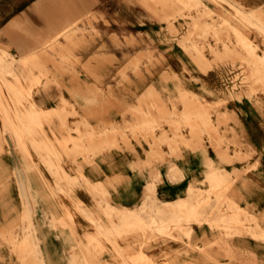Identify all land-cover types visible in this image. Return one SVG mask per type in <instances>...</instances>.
<instances>
[{
    "label": "crops",
    "instance_id": "obj_1",
    "mask_svg": "<svg viewBox=\"0 0 264 264\" xmlns=\"http://www.w3.org/2000/svg\"><path fill=\"white\" fill-rule=\"evenodd\" d=\"M162 26L145 16L136 0H0V50L10 53L14 58L39 54L37 58L43 56L48 59L46 66L53 68V63L58 61L56 53L68 51L80 63H90V57L96 55L98 61L95 67L108 69L121 63L123 53L153 50L155 47L161 50L164 57L162 69L180 72L184 66L189 74L199 78L187 80L188 75H184V80H66L64 87L59 89L53 84L43 88L32 87L29 99L35 104L32 102L34 109L31 111L60 104V95L71 104L72 108L68 111L75 114L67 115L64 121L71 130H65L63 134L72 137L95 132L109 125L123 127L131 122L134 118L122 112V107L135 104V97L150 86L156 90L161 88L159 90L162 92V88L171 91L174 84H180L184 89L202 94L209 101L214 100L211 94L203 92L204 88H215L214 80H207L206 74L196 71L178 46L164 40L167 35L161 29ZM67 29H70L73 45H69L60 35ZM124 37H133L135 44L139 45L121 48L120 44H115L116 39L120 41ZM52 40H55L52 48L46 47ZM40 53L45 55L40 56ZM105 54H112V66L103 61ZM20 84L24 86L22 81ZM2 94L5 96L3 88ZM91 97L98 101V105L84 107V100ZM104 99L112 103L111 108L104 110ZM5 100L9 104L6 96ZM262 105H254L246 97L226 102L231 118L229 126L243 138L248 147L256 150L248 159L251 162L256 160V167L240 177L235 185L238 191L236 196L240 197L242 205L254 206L259 211L260 183L264 182V103ZM74 125L80 132L78 135L73 130ZM27 126L30 130H27L26 135V131H21L20 143L10 135V130L3 128L0 121V234L17 247L13 250V246L5 245L0 240V264H30L29 260L32 259L35 261L32 264H85L83 261L96 260L89 258L86 245V237L94 233L96 228L84 214L99 213L100 207L107 208L108 212L114 214L111 225L117 228L121 224V208L141 214L140 209L145 206V212L150 214L153 221H163L155 213L168 209L179 211L177 202L186 197L187 186L201 178L207 160H216L208 146L196 149L181 146L176 155L165 154L160 162L148 164L149 148L143 140L137 142L129 139L126 144H113L110 136L84 139L85 147L94 149L87 161L82 160L81 156L76 157V162L62 157L59 164L70 177L75 175L74 171L79 166L87 182L81 180L79 185H74L70 192L64 194L55 189L54 177L40 159L45 154L30 146L31 143L33 146L37 143L36 147L40 148V130ZM43 128L53 143V138L59 136L56 132L59 131L57 120L50 117V123ZM161 150L166 152L167 147L162 145ZM244 164L243 161L232 162L225 168L230 170ZM170 165L175 168L174 178L170 177ZM240 183L242 185L238 187ZM92 186L101 187L103 194L95 192ZM78 201L79 209L74 205ZM141 216L148 221V216ZM58 218H65L67 225H61ZM100 219L102 230L105 227L106 230L110 229L103 215ZM190 228L191 239L201 243L207 234L204 223L192 221ZM26 232H30V237L29 243L24 245L21 239ZM114 238L125 255L138 254L140 242L136 235L124 237V240L120 236ZM247 238L239 241L244 244L246 251L251 248L254 252H242L240 260L247 261L242 264H248V260H255L259 264L260 245H249L250 238ZM98 242L107 249L98 258L102 264H128L125 260L113 262L110 243L103 238H98ZM30 244L34 246L35 256L24 257L23 250ZM140 252L145 257L155 259V262L159 259L158 262L182 264L185 260L198 259L195 255L186 256L185 252L189 251H185L184 244L166 236L146 240Z\"/></svg>",
    "mask_w": 264,
    "mask_h": 264
},
{
    "label": "rangeland",
    "instance_id": "obj_2",
    "mask_svg": "<svg viewBox=\"0 0 264 264\" xmlns=\"http://www.w3.org/2000/svg\"><path fill=\"white\" fill-rule=\"evenodd\" d=\"M136 2L147 18L163 25L161 29L167 35L164 40L178 46L194 69L206 74L207 80H214V89H203L214 100L209 101L202 94H195L180 84H174L171 91L162 88V92L159 90L161 88L156 90L150 86L135 97V104L122 107V112H127L134 118L131 122L123 127L109 125L95 132L81 133L82 135L74 125L73 130L79 135L72 137L63 134L65 130H71L64 122L67 115L75 114L68 111L72 108L71 104L60 95V104L31 111L34 109L33 101L29 99L32 87L43 88L53 84L59 89L64 87L66 80H184V75H188L187 80L199 78L189 74L184 66L180 72H174L170 68L162 69L164 57L161 50L155 47L153 50L123 53L121 63L108 69L95 67L98 61L96 55L94 58L90 57L92 62L80 63L70 52H59L56 53L58 61L53 63V68H49L46 66L48 59L42 56L44 53H40L42 57L39 59V54L14 58L10 53L0 50V121L3 128L10 130V135L20 143L21 131H26V135L27 130H30L27 125L40 130V148L36 147L37 143L35 146L31 143L30 146L45 154L40 159L54 177L55 189L64 194L70 192L74 185H79L81 180L87 182L83 179L79 166L74 171L75 175L70 177L59 164L62 157L76 162V157L81 156L82 160L87 161L94 149L85 147L84 139L110 136L113 144H126L129 139L137 142L143 140L149 148L148 164L160 162L165 154L176 155L181 146L192 149L208 146L212 150L216 160H207L201 178L187 186L186 197L177 202L179 211L168 209L166 212L155 213L163 221H153L150 214L145 212V206L141 207V214L121 208V224L117 228L111 225L114 214L108 212L107 208L100 207L99 213L84 214L96 228L94 233L86 237L89 258L96 260L83 261L85 264H102L98 258L107 249L98 242V238L110 243L113 262L125 260L128 264H176L170 261L158 262L159 259L155 262V259L145 257L140 252L143 242L157 236L179 240L184 244L185 251H189L185 252L186 256L190 254L198 258L185 260L182 264H242L245 260H240V254L247 251L252 253L254 250L248 248L246 251L239 240L249 237V245H260L259 264H264V182L260 183L263 187H260V211L254 206L242 205L240 197L236 196L238 191L235 185L244 173L256 167V160H248L256 150L248 147L243 138L229 126L231 118L226 108L227 100L242 97L248 98L254 105L264 103V0ZM69 34L70 29L60 33L69 45H73ZM54 42L55 40L48 42L46 47L52 48ZM135 42L133 37L115 40V44H120L121 48L129 47ZM103 61L112 66V54H105ZM74 65L78 67L75 68ZM2 88L10 105L2 94ZM83 103L86 108L98 105V101L92 97L85 99ZM104 105V110L112 107V103L106 99ZM50 117L57 120L59 129L56 131L59 136L53 138L55 146L43 128L50 123ZM30 140L33 141L32 136ZM67 144L69 147H66ZM162 145L167 147L166 152L161 150ZM240 161L245 162L244 166L226 170L228 164ZM174 170V166L170 165L171 178L175 177ZM94 190L103 194L101 187H95ZM79 204V201L74 202L75 208L79 209ZM101 215L109 223L110 229L106 230L105 227L102 230L99 225ZM141 215L148 216V221ZM65 216L69 219L68 213ZM64 220L65 218H58L61 225H67ZM192 221L204 223L206 227L207 234L201 243L191 239ZM135 235L138 243L140 242L138 254L125 255L114 237L120 236L124 240V237ZM29 237L30 232H26L21 242L27 245ZM0 240L16 250L14 243L11 245L1 234ZM33 247L30 244L23 250L24 257L35 256ZM23 261L26 262L25 259ZM33 262V259L29 260L30 264ZM248 264H257V261L248 260Z\"/></svg>",
    "mask_w": 264,
    "mask_h": 264
}]
</instances>
